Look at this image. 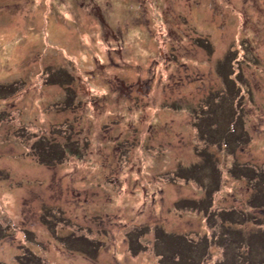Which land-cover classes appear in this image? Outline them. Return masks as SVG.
Listing matches in <instances>:
<instances>
[{
    "label": "rangeland",
    "instance_id": "rangeland-1",
    "mask_svg": "<svg viewBox=\"0 0 264 264\" xmlns=\"http://www.w3.org/2000/svg\"><path fill=\"white\" fill-rule=\"evenodd\" d=\"M0 264H264V0H0Z\"/></svg>",
    "mask_w": 264,
    "mask_h": 264
},
{
    "label": "trees",
    "instance_id": "trees-1",
    "mask_svg": "<svg viewBox=\"0 0 264 264\" xmlns=\"http://www.w3.org/2000/svg\"><path fill=\"white\" fill-rule=\"evenodd\" d=\"M232 119H235V121H236L237 115L234 114V116H232Z\"/></svg>",
    "mask_w": 264,
    "mask_h": 264
}]
</instances>
